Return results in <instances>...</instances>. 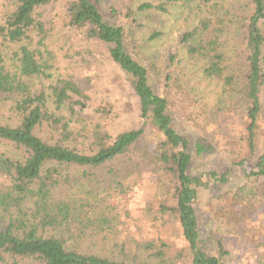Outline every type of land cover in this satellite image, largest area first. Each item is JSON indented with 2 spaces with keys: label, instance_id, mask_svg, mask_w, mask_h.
<instances>
[{
  "label": "trees",
  "instance_id": "16d2710c",
  "mask_svg": "<svg viewBox=\"0 0 264 264\" xmlns=\"http://www.w3.org/2000/svg\"><path fill=\"white\" fill-rule=\"evenodd\" d=\"M6 3L0 264H264V0H130L128 24L91 0ZM231 178L206 240L200 192Z\"/></svg>",
  "mask_w": 264,
  "mask_h": 264
},
{
  "label": "rangeland",
  "instance_id": "374dc122",
  "mask_svg": "<svg viewBox=\"0 0 264 264\" xmlns=\"http://www.w3.org/2000/svg\"><path fill=\"white\" fill-rule=\"evenodd\" d=\"M95 4H97L100 12L104 16L105 20L110 22L111 24H116V23H124L126 22L128 24V21L125 20V10L124 7L121 6V3L123 2L126 3L130 0H91ZM6 0H0V11L5 10V5H6ZM122 4V5H123ZM114 6L116 8V12L111 9V7ZM123 7V8H122ZM0 12V14H1ZM119 13V15H117ZM129 27V25H128ZM102 60V59H100ZM104 60V59H103ZM99 86L96 89V97L97 99H106V97L109 98L111 97V93H114V90H110V85L109 81L111 78V74L109 69L106 67L99 71ZM115 99V98H113ZM119 99L121 101H127L126 95L124 96H119ZM179 118V116L174 117V127L175 129L182 135L186 136L190 141L192 145H195L197 140H200V137L193 131L191 126L185 122V120H182ZM184 121V122H183ZM136 125V122L132 119L124 123V125L130 126V124ZM137 126V125H136ZM195 153V152H194ZM196 155V154H195ZM212 155V154H211ZM210 167H212L211 160L208 156L205 157H199V156H194L193 158V166H192V172L193 173H198L203 170H210ZM231 182H233V178L230 179L229 186L227 187L226 184L224 185H219L218 188H208L201 190L198 202L196 203V207L199 211V219H200V224H201V230L203 233V236L205 237L206 240H209V235L212 231V221L209 218L208 211L210 209V205L213 203V198L216 197L217 195H222L224 192L227 191L228 188H233L235 185H233ZM233 185V186H231ZM231 186V187H230ZM116 205L118 208H122L125 206H129V208L137 209L140 205L141 198L138 196L132 197V199L128 202H123L120 196H117L115 198ZM231 264H254L253 260H250L247 258L245 255H238L236 259L231 263Z\"/></svg>",
  "mask_w": 264,
  "mask_h": 264
}]
</instances>
